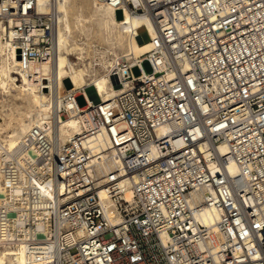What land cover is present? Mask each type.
<instances>
[{"label": "built area", "instance_id": "1", "mask_svg": "<svg viewBox=\"0 0 264 264\" xmlns=\"http://www.w3.org/2000/svg\"><path fill=\"white\" fill-rule=\"evenodd\" d=\"M37 2L0 0L5 38L23 63L53 59L55 15ZM123 4L150 18L157 37L139 28L152 46L116 60L122 88L108 101L81 93L79 106L70 82L52 94L75 103L78 134L56 139L57 106L1 156L0 249L23 245L28 264H264V0H116L122 18ZM100 133L119 161L103 180L84 146ZM221 143L226 154L205 156ZM197 189L203 200L192 204ZM204 208L218 214L209 225L196 218Z\"/></svg>", "mask_w": 264, "mask_h": 264}, {"label": "bare ground", "instance_id": "2", "mask_svg": "<svg viewBox=\"0 0 264 264\" xmlns=\"http://www.w3.org/2000/svg\"><path fill=\"white\" fill-rule=\"evenodd\" d=\"M115 1L38 0L40 11L47 12V5L50 3L55 15L53 59L39 64L23 63L16 57L5 38L7 31L0 22V116L7 118V121L4 120L5 127L0 124V158L20 150L31 128L54 119L57 106L65 111V115L59 117L56 139L58 135V139L65 142L80 132L79 120L75 116V103L61 99V95L58 102L52 97L57 89H65L63 79H69L77 91L76 95L82 96L83 93L89 104L95 101L106 102L121 90L122 85L111 75L116 60L127 55L138 58L150 50L152 42L141 43L137 37L141 26L146 27L152 39L157 37L158 30L150 18L131 14L124 4V17L116 19L112 5ZM87 3L90 5V12L85 14L83 7ZM76 33L82 36L81 42L75 40ZM92 35L103 45L99 50L95 48L93 57L87 61L85 46ZM43 79L46 82L42 81ZM44 85L50 89V94L41 90ZM89 89L92 90V95L89 94ZM12 102L13 105L10 104ZM164 130L165 128H162L160 133ZM84 146L92 153L91 174L98 180L108 178L119 165V161L107 137L100 133L88 138ZM207 147L204 148L206 157L214 153L224 155L227 151L224 143ZM226 172L230 176L237 174V167L232 161L226 163ZM2 193L0 184V203ZM124 193L127 199L131 197L129 184L124 183ZM100 198L107 219L117 222L118 215L114 203L104 192L100 193ZM202 200L200 189L195 190L190 202L200 204ZM217 216L215 210L204 208L196 218L209 225ZM0 264H28L24 246L14 249L1 248Z\"/></svg>", "mask_w": 264, "mask_h": 264}, {"label": "rangeland", "instance_id": "3", "mask_svg": "<svg viewBox=\"0 0 264 264\" xmlns=\"http://www.w3.org/2000/svg\"><path fill=\"white\" fill-rule=\"evenodd\" d=\"M88 8V9H87ZM83 9H84V12H85V14H88L89 12H90V5H88V3L86 4V5H84V7H83ZM89 11V12H88ZM88 12V13H87ZM116 19H120V18H122V12L121 11H117L116 12ZM138 34L141 36V38L143 39V41L144 42H146V41H148V35H147V33H146V31L143 29V28H141V29H139V31H138ZM79 36V37H78ZM81 35H78V33H76V35L74 34V38H76L75 40H77V42L79 41V42H81L82 40H81ZM92 37V38H91ZM90 37V41H89V43H88V45L87 46H85V50L87 51V52H85L86 54H85V56H86V58H87V61H89L92 57H93V53H94V49L96 48H98V50L102 47V43H100L97 39H96V37L94 36V38H93V35ZM99 42V43H98ZM98 45V46H97ZM89 46V47H88ZM91 51V52H90ZM88 53V54H87ZM73 58H74V55L72 56ZM143 69L147 72V73H149L150 71H151V68H150V66H149V64L147 63V62H144L143 63ZM132 73H133V75L134 76H138L140 73H139V70L137 69V68H134L133 70H132ZM70 81H69V79L68 80H65L64 82H63V86L64 87H66V88H68V87H70V83H69ZM89 94H91L92 95V90L91 89H89ZM76 101H77V103H78V105L79 106H83L84 104H85V101H84V98L82 97V96H78L77 97V99H76ZM10 104H12L13 105V102L12 103H10ZM7 121V118L6 117H3V116H0V124L1 125H3V127H5L4 126V122L5 121ZM2 122V123H1ZM7 130H9V129H5V131H7Z\"/></svg>", "mask_w": 264, "mask_h": 264}, {"label": "crops", "instance_id": "4", "mask_svg": "<svg viewBox=\"0 0 264 264\" xmlns=\"http://www.w3.org/2000/svg\"><path fill=\"white\" fill-rule=\"evenodd\" d=\"M115 16H116V13H115ZM69 88V87H68Z\"/></svg>", "mask_w": 264, "mask_h": 264}]
</instances>
